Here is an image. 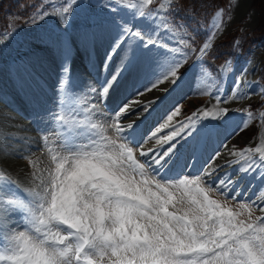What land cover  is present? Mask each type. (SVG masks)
Wrapping results in <instances>:
<instances>
[{"label": "rangeland", "instance_id": "374dc122", "mask_svg": "<svg viewBox=\"0 0 264 264\" xmlns=\"http://www.w3.org/2000/svg\"><path fill=\"white\" fill-rule=\"evenodd\" d=\"M173 1L67 0L65 3L63 0H49L46 4L48 7L41 8L29 19L19 23L23 27L0 32V216L4 219L0 222L4 225L2 232H5L9 251L13 246L18 251L22 250L20 244L13 245L11 240L14 232L23 231L21 211L27 208L12 193L10 185L19 182L25 186L28 199L32 201L35 219L50 212L52 202L57 203L70 218L85 224L89 231L95 230L98 234L95 239L97 245L105 242L110 234L113 238L114 232L123 223H129L135 240L129 242V252L116 249L104 258L98 254L96 261L99 264L126 259L122 258L124 255H129L132 260H146L144 264H247L242 252H239L245 239L255 256L264 264V220L259 217L262 209H256L244 201H235L234 195L226 197L221 189L203 180L196 183L199 185L197 189L190 190L181 188L177 183L154 178L145 185L135 178L132 180L129 175H121L125 169L115 164L108 154L93 157L83 153L81 145L84 137L79 124L90 133L95 130H90L89 126L98 125L108 147L109 136L116 134L114 112L125 103L122 100L123 103L120 102L117 108H105L100 101L99 83L105 81L108 84L117 67H121L120 63L122 69L126 65V68L131 66L123 85L137 83V95L145 91L146 95L150 87L157 89L158 85L167 84L171 88L174 85L171 83V73L178 69L179 78L175 84H181L170 89L174 102L166 106V115L179 108L171 120L177 123L173 131L178 136L171 143L179 141L177 145H181L193 141V150H197L202 142V134L204 136L212 132L206 129L210 128L207 125L204 126L206 128L202 127L209 122L203 120L202 124L198 116L199 109L214 98H221V102H224V98L234 91L236 104L227 108L222 117L229 112L228 120L220 118L219 123L216 121L215 126L221 131L223 142H219L220 147L217 142L215 149L220 148L219 151H222H216L215 155L225 153L223 149L230 146L229 150L236 155L233 167L239 164L243 166L242 162L247 161L248 164L241 171L251 173L248 176L252 178L249 188L260 182V192H264V183L260 181L264 178V150L256 153L258 148H264V91L259 81L257 83L264 64V39L255 42L248 39L260 21L258 9L252 7L254 20L246 15L224 35L221 32L232 14L233 1L230 6L219 8L213 13L208 22L207 34L212 38L217 37L215 44L226 39L227 35H236L227 41L225 48L229 50L219 48L223 54L232 53V57L221 61L226 62L222 66L221 62L211 59L206 67L200 62L185 72L190 63L184 65L176 60L186 52L185 48L182 54L178 51L184 46V42L178 46L181 42L179 38L183 36L164 27L165 12ZM155 4L158 6L153 12L151 6ZM141 12L144 15H140ZM217 12L222 13V18L219 24H214ZM65 18L67 23L64 22ZM250 21H254V25L246 26ZM126 29L139 32L140 38L128 36ZM68 38L72 42L73 52L67 56ZM122 39L123 43L113 54L116 43ZM148 40L155 43L150 45ZM101 41L106 46L102 53L98 50ZM202 41L205 44L206 40ZM173 45H176V49L172 48ZM100 47L102 50L103 47ZM74 52L76 56L72 54ZM109 56L118 58L114 66L116 69L113 68L110 77L100 80V74L105 69L103 65ZM68 70H71L74 80L70 83V90L67 84L61 90L62 81H68L65 77ZM246 80L253 82L257 91L260 90L259 98L252 97V86L250 90L247 89ZM117 82L119 79H116L113 88L118 86ZM237 83L239 86L235 87ZM183 90L184 96L179 94ZM120 95L122 97L123 93ZM55 112L57 115H70L72 132L67 136L65 147L53 149L55 156L65 152V157L56 159L51 156L50 162L47 153H41L42 140H48L52 133L54 143L59 145L53 132ZM213 135L216 137V134ZM216 139L218 136L214 142ZM135 150L134 154L138 155L139 151ZM109 172L120 178L126 190L135 191L133 194L142 196L139 188L143 187L148 192L145 194L149 201L147 206L140 208L126 205L107 194L104 187L94 184L99 174L98 181L107 183ZM23 173L30 174L29 178ZM246 175L248 173L242 177ZM69 178L73 182L67 187ZM122 178L125 180L122 181ZM35 190L39 194L43 190L44 194L34 200L31 194L35 198ZM205 193L212 194L218 203L207 199ZM222 198L230 202L222 203ZM163 201L168 203L162 204ZM165 206L185 211L192 217V224H178L164 213ZM225 233L229 241L221 235ZM136 234L140 238H135ZM218 236L222 240H218ZM223 239L231 247L222 244L226 248L220 249L219 243L224 242ZM227 251L231 253V261L224 258Z\"/></svg>", "mask_w": 264, "mask_h": 264}, {"label": "bare ground", "instance_id": "6f19581e", "mask_svg": "<svg viewBox=\"0 0 264 264\" xmlns=\"http://www.w3.org/2000/svg\"><path fill=\"white\" fill-rule=\"evenodd\" d=\"M232 1L234 4L233 5V11H232V14L229 17V19L224 24L221 35L223 33L228 32L229 30H231L232 27L236 23L242 21L246 17V15H249L250 18L252 17L251 18L252 20L255 19V12L252 10L253 0H232ZM146 2H148V0H146ZM221 18H222V13H218L215 16L213 23L219 24V21L221 20ZM253 22L254 21H250V23L246 24V26H250V25L253 26L254 25ZM98 45H99L98 50H100L101 53L104 52L103 50H105V48H106L105 42L101 41V42H99ZM100 46L103 47L102 50L100 49L101 48ZM111 61H112V57L110 60L108 59V64H107L108 66H109ZM126 66L124 69L120 70V72H119V76L117 78V79H119V82H117V83H119V84H117L118 86L116 88H112V93H110V90H109V92L107 94V97H108L107 101L112 99V102L115 105H120V102H122V100L124 101L125 105H127L130 101H132L134 99V97L137 96V90L139 89L138 85H136L137 83L133 84L132 86L123 85V80L128 75L127 70L129 71V69L131 67V66H128V68H126ZM120 68L121 67H118L116 69L115 73H117ZM247 71L248 70H246L245 72H247ZM246 75H247V77H249L248 73H246ZM139 84H141V83H139ZM250 85L252 86V90H250ZM245 86L247 89H249L251 91V94H254L252 97H255V98L260 97L259 96L260 90L257 91V89L255 88V84L253 82H248L246 80ZM157 87H158L157 89L150 87L151 90L148 91V94L139 97V99L141 101H148V100H157L158 101L155 105L152 106V109L150 111H148L147 113H141L140 115H138V113L142 112V110L140 109L141 105L134 103V104H132V106L130 107V109L128 111L124 112L123 114H120L119 112L125 106L124 105V106H121V108L119 109L117 122L121 123L122 125H125L127 128H128L129 123H132L134 125L132 128L137 129L140 126L145 127L144 137L142 140V145H143L142 151L144 149H147V148H152L151 157L154 158V161L152 163H154L155 161H158L159 164H161L163 166H168L170 164V162L177 155L185 153V158H186L187 155L190 154L191 151H193L192 145H191V144H193V141L188 142V144L185 143L180 148H176L175 151L171 152L170 154H163V151L166 148H168L170 143L173 141V140L172 141H166L165 138L168 134L173 132V129L175 130V126L177 123H175L173 121H167L166 120V116H167L166 115V109H167L166 106H168L169 103H170L169 105H172L174 102L173 98H172V94L170 93L171 92L170 85L163 84V85H158ZM146 88H149V86ZM121 93H123L122 97L120 95ZM183 93H184V90L179 91V94L182 96L185 95ZM233 93H234V91L230 92V94L228 95L229 97H228L227 102H225V101L221 102V101H223V99H221V98H214V99H211L210 102L205 104L203 107H201L198 111V114H199L198 116H201L204 121L209 122V123H204V124L207 125L208 127H210V129L212 131L211 133H209V134L205 133V135H204V138H205L204 141L206 143H205V147L203 150V155L206 151L207 142L209 141V139L213 138V140H215V138H217V136H218L217 140H221V135L219 133L217 134V131H219V130L215 126L216 121H218L220 118H222L225 115V110L227 108H229L233 104H236V101H235L236 98L234 95H232ZM160 123H167L168 127L167 128H161L156 133V136L151 137L150 139L147 140V142H145V139L148 137V135ZM213 131H216V133H214ZM213 134H216V137ZM157 139H160L161 143H156ZM222 139H223V137H222ZM256 149H257V147H256ZM262 150H264V148L260 147L256 151L261 153ZM223 151H225V153H221V154L218 153V155H215L216 151L214 148V150H210L207 153L206 160H205L206 165H203V172L209 173V175H211L209 177V179L216 177L218 184L220 183V185L224 187V190L228 189V190L233 191L234 189L237 188V186H239V183H240L239 182L240 177H236L234 175L238 170H240L242 168V165L239 164L238 166L233 167V164L236 163L235 160H233L236 155H233L234 153L232 154L231 153L232 151H230L228 147L223 149ZM210 153H211V155H210ZM196 158H198V160L200 161L203 159V156H200V153H197L195 156V160H194L195 163L194 164L199 165V161ZM208 160H210V162H211L210 164L207 163ZM181 162L185 163V161H181ZM227 162H231V163L227 164ZM29 173L31 174V172H29ZM30 174L23 173V175L27 176V178H29L28 176H30ZM260 185H261V183H259L257 185L258 188L256 187L257 188L256 190L251 191V192H249V194L246 195V196H250L254 200V202H256L257 204L264 203V199H262L260 197V195L257 194ZM238 188H239V191L237 193H241V187H238ZM251 193H253V194H251ZM262 212H264V210ZM138 263H140V262H136L133 264H138Z\"/></svg>", "mask_w": 264, "mask_h": 264}, {"label": "trees", "instance_id": "16d2710c", "mask_svg": "<svg viewBox=\"0 0 264 264\" xmlns=\"http://www.w3.org/2000/svg\"><path fill=\"white\" fill-rule=\"evenodd\" d=\"M47 0H0V31L15 27L21 21L28 19L36 14L41 7L46 4ZM229 0H176L168 11V21L171 27L191 32L196 38H199L202 46V39L205 43L209 40L207 34L208 22L212 14L220 7L227 6ZM253 5L259 11V22L248 36L249 41L255 42L264 39V0H253ZM235 36L227 35V38L219 43L210 46L207 53V58L214 54L220 61L226 60L231 53H221L219 48L226 49L225 46L228 40H232ZM262 82L264 83V65L262 71Z\"/></svg>", "mask_w": 264, "mask_h": 264}, {"label": "clouds", "instance_id": "9594fccd", "mask_svg": "<svg viewBox=\"0 0 264 264\" xmlns=\"http://www.w3.org/2000/svg\"><path fill=\"white\" fill-rule=\"evenodd\" d=\"M148 2H151V0H148ZM226 112L227 110H225ZM262 158H264V155H262ZM47 223V220H40L33 224V227L37 232H41L43 226ZM11 240L14 245L20 244L24 254L21 255V252L15 247L11 252L7 250L0 251V264H8L12 260H15L16 264H63V260L57 254L61 250L53 249L45 240H37L27 230L14 232ZM46 258L50 259L46 260Z\"/></svg>", "mask_w": 264, "mask_h": 264}, {"label": "snow or ice", "instance_id": "6c2138e0", "mask_svg": "<svg viewBox=\"0 0 264 264\" xmlns=\"http://www.w3.org/2000/svg\"><path fill=\"white\" fill-rule=\"evenodd\" d=\"M140 15H144V13L141 12ZM64 22L67 23V19H66V18H65V21H64ZM125 31H126V33H127L128 36H132V37H134V38H140V36H141V34H140L139 32H132L131 29H126ZM122 43H123V39H122L121 41H118V42L116 43L115 48H114V50H113V54L115 53V50H116V49H119V48H120V46H121ZM147 43L151 45V44H153V43H155V42H154L153 40H148ZM207 47H208V45L205 44V45H204V48H207ZM110 59H111V56H109V60H110ZM118 76H119V71L113 75L112 79H111V80L108 82V84L103 88L102 92L100 93V95H101L102 98H104V97L107 96L109 90L111 89L112 85L115 83V81H116V79L118 78ZM170 77L173 78V79L171 80V83H172V84H175V82H176V81L178 80V78H179V70H178V69L173 70L172 73H171V76H170ZM160 81H161V80H160ZM160 81L157 82V83H160ZM173 81H174V83H173ZM67 83H68L67 79H65V80L62 81V83H61V85H60L61 90H63L64 86H65ZM157 83H156V84H157ZM154 85H155V84H154ZM238 86H239V84L237 83V84L235 85V87H238ZM149 90H151V88L148 89L147 91H149ZM262 91H264V90H262ZM145 92H146V91H145ZM145 92H143V93H141V94H138L136 97H134V99H133L132 101H130L127 105H125V106L120 110L119 113H120V114H123L124 112L128 111V110L130 109V107L132 106V104H134V103H136V104H140V105H141V108H140V109L142 110V112L138 113V115H140L141 113H147L148 111H150V110L152 109V106L155 105L158 101H157V100L141 101V100L139 99V97L142 96V95H144ZM232 95H234V93H233ZM224 99H225V102H227L228 98H224ZM178 111H179V108H178V107H176L175 109H173V110L171 111V113L168 114V115L166 116V120H167V121H171L172 118H173V116L176 115ZM115 115H116V114H115ZM133 126H134V125H133L132 123H129L127 129L130 130ZM167 127H168V124H167V123H160V124H159V125H158V126H157V127H156V128H155V129L149 134V135H148V137L145 139V142H147V140L150 139L151 137L156 136V133H157L161 128H167ZM189 133H190V131H189L188 133H186V135H188ZM176 136H177V132H176V131H173V132H171L170 134H168V135L166 136L165 139H166V141H172ZM156 143H161V140H160V139H157V140H156ZM177 143H179V141H177L176 143H171L170 146H169L168 148H166V149L163 151V154H170L171 152L175 151V148H176V146H177ZM262 159H264V158H262ZM210 163H211V162H209V164H210ZM262 167H264V165H262ZM261 198L264 199V192L261 193Z\"/></svg>", "mask_w": 264, "mask_h": 264}]
</instances>
